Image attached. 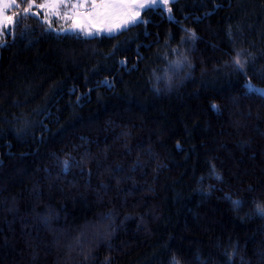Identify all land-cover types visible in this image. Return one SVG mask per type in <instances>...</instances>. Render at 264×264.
<instances>
[{"label": "trees", "instance_id": "trees-1", "mask_svg": "<svg viewBox=\"0 0 264 264\" xmlns=\"http://www.w3.org/2000/svg\"><path fill=\"white\" fill-rule=\"evenodd\" d=\"M160 8L3 38L0 264H264V0Z\"/></svg>", "mask_w": 264, "mask_h": 264}, {"label": "snow or ice", "instance_id": "snow-or-ice-1", "mask_svg": "<svg viewBox=\"0 0 264 264\" xmlns=\"http://www.w3.org/2000/svg\"><path fill=\"white\" fill-rule=\"evenodd\" d=\"M160 3L167 4L168 0H43V3L39 5H36L34 0H28V6L23 7V15L27 16L34 7L51 9L57 17L62 16L64 19L73 21L72 27L63 29L65 34L79 30L80 33L89 37L114 36L117 32L128 28L129 25L142 22L140 20L142 10L146 12L155 8V10L162 11ZM86 5H90V8H86ZM21 7L22 5L18 0H0V36L5 35L4 29L7 27L5 22L14 24V18L19 15V13L13 11L12 15L8 16L7 11ZM80 9L86 10L82 13ZM31 14L38 15L35 11H32ZM85 17L89 24L88 30H85L80 19ZM42 22L47 23L49 29L55 30L51 20L47 17V13L45 14V20ZM93 26L95 31L91 30ZM234 65L238 72L245 69V63L241 61L239 54L234 59ZM245 87L249 93H255L264 98V89H256L251 84ZM215 107L213 105L214 109ZM65 167H68L67 163ZM216 178L219 179L220 177L217 176ZM239 203V201H233L234 206L238 207ZM258 211L264 215V209H258Z\"/></svg>", "mask_w": 264, "mask_h": 264}, {"label": "rangeland", "instance_id": "rangeland-1", "mask_svg": "<svg viewBox=\"0 0 264 264\" xmlns=\"http://www.w3.org/2000/svg\"><path fill=\"white\" fill-rule=\"evenodd\" d=\"M172 1H174V0H168V3L172 2ZM18 2L22 5V7L19 8V9L13 8L12 10H8L7 13H6L8 16H11L13 11H15V12H17L19 14H23V7L28 6V2H25V0H18ZM34 3L36 5H39V4L43 3V0H40V1L34 0ZM160 5H166V4L160 3ZM86 8H90V5H86ZM85 10L86 9H80V11L82 13L85 12ZM32 11L37 12L38 15H35V16H40L42 20H45V14L47 13V17L51 20V22L53 24V28H55V30H54L55 32L64 33L63 29L70 28L73 25V21L72 20L64 19L62 16L61 17H57L56 15L53 14V11L51 9H40L39 7H34V8H32L30 10L29 14H31ZM61 11H63V10H61ZM142 12H143V10L141 11V16H140V20L141 21H143ZM17 18H18V15L14 18L15 21H16ZM80 19H81V23H83V26H84L85 30H88L89 24L87 22L86 17L85 18H80ZM5 23L7 24V27L4 29L5 35H6L10 31V29L13 28L15 23L14 24L7 23V22H5ZM129 26H131V25H129ZM91 30L95 31V27L93 26ZM69 33H73V32H69ZM74 33H78V34H81L83 36H86V35L80 33L79 30H77ZM5 35L0 36V46L5 43V40L3 39L5 37ZM99 36H101V35H99ZM86 37H89V36H86ZM92 37H95V36H92ZM251 86L256 88V89H264V87H257V86H254V85H251Z\"/></svg>", "mask_w": 264, "mask_h": 264}]
</instances>
